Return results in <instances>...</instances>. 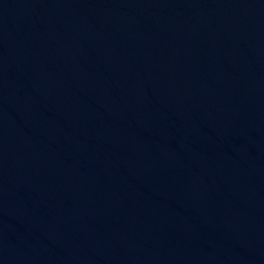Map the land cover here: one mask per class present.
Masks as SVG:
<instances>
[{"label": "water", "instance_id": "95a60500", "mask_svg": "<svg viewBox=\"0 0 264 264\" xmlns=\"http://www.w3.org/2000/svg\"><path fill=\"white\" fill-rule=\"evenodd\" d=\"M0 264H264V0H0Z\"/></svg>", "mask_w": 264, "mask_h": 264}]
</instances>
